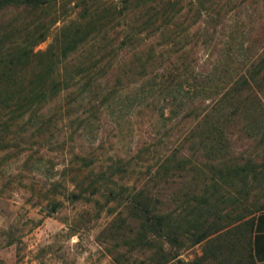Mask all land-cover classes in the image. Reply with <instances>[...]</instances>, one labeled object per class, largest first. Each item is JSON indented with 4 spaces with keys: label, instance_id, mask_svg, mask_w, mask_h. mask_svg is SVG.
Returning <instances> with one entry per match:
<instances>
[{
    "label": "trees",
    "instance_id": "16d2710c",
    "mask_svg": "<svg viewBox=\"0 0 264 264\" xmlns=\"http://www.w3.org/2000/svg\"><path fill=\"white\" fill-rule=\"evenodd\" d=\"M131 1L110 0L104 6L99 0H0V14L24 10L45 11L47 15V19L26 24L11 18L7 22L0 15L2 126L8 130L35 117L40 124L48 105L61 98L66 111H84L85 116L76 117L75 131L80 134L101 128L100 122H94L98 119L95 114L101 113L104 122L118 126L120 136L129 116L146 101L159 104L156 118L160 122L171 121L178 114L181 118L192 115L195 120L181 143L156 155L138 178L142 181L138 187L122 186L124 190L115 192L105 186L111 175L124 174L121 156L109 158L104 169L98 166L94 172L96 160L74 153L93 178L87 191L81 186L86 176L68 180L73 186L68 196L78 200L84 198V191L87 196L98 194L104 182L105 202L122 203V209L101 231L103 247L116 264H256L251 254L253 212H239L229 222L231 226L220 231L215 221L204 219L203 211L217 178L229 179L234 191L263 182L261 164L228 152L232 131L254 141L264 139V38L258 44L241 38L236 14H228V19L219 11L221 5L214 10L222 0L205 12L202 4L207 0H187L185 14L183 0H136L142 3L135 10ZM57 2L60 8L55 10ZM71 2L70 10L77 11L74 18H67L64 5ZM191 6L197 19L204 13L206 22L222 24L219 51L206 56L203 70L181 59L184 48H179L181 52L174 48L186 33L180 18L192 11ZM109 14L120 19L118 32H114V37L121 35L117 44H113L115 38L104 43V37L98 38L97 23ZM51 28L54 31L47 45L36 49ZM151 28L157 31L152 32L153 37L163 41L161 47L149 42L130 53L138 59L144 56L150 67L142 65L133 80H121L126 70L114 80L102 77L108 64L117 58L126 61L119 56L122 45L131 46L141 31ZM104 51L109 56L102 61L100 53ZM163 52H167L166 62ZM71 55H77L75 61L70 62ZM257 207L256 213L263 211L264 201ZM194 246H199V252L190 259L180 256L182 250Z\"/></svg>",
    "mask_w": 264,
    "mask_h": 264
},
{
    "label": "rangeland",
    "instance_id": "374dc122",
    "mask_svg": "<svg viewBox=\"0 0 264 264\" xmlns=\"http://www.w3.org/2000/svg\"><path fill=\"white\" fill-rule=\"evenodd\" d=\"M217 1L207 0L202 4L204 12L210 10ZM99 2L105 6L110 0ZM131 2L134 10L137 4L142 3L136 0ZM188 5L187 0L182 1V14H185ZM220 5L219 11L225 13L223 16L226 18L229 19L228 14H236L241 23V38H250L255 44L262 41L264 0H222L214 10ZM71 6L72 2L64 5L69 16L67 18H74L77 11L70 10ZM59 8L60 3L57 2L55 10ZM1 14L7 22L11 20L23 24L47 19L45 11L13 10ZM203 14L197 19L192 10L186 17L180 18L186 33L181 37L180 46H174L175 51L184 48L185 53L181 59L192 61L198 70L207 67V55L218 53L223 36L222 24L212 20L206 22L207 15ZM119 20L109 14L97 23L100 31L98 38L104 37L103 43L109 37L115 38L113 44L121 40L120 34L114 37V32H118ZM53 31L51 28L50 34L35 48L43 49ZM152 32L157 31L154 28L143 30L131 46L122 45L123 50L118 52L126 61L122 63L117 58L116 62L108 64L103 70L102 77L108 76L114 80L126 70V75H123L126 77L120 76L121 80H133L143 66L149 68L143 61L144 56L138 59V56L130 53L133 48L138 47L140 50L149 42L159 49L163 41L159 37L156 40ZM253 49H256V45ZM163 54V61L166 62L167 52ZM100 55L103 61L109 53L106 55L104 51ZM76 56L71 55L70 62L75 61ZM64 102V98L51 102L45 112L46 118L40 124L36 123V117L34 120L28 118L4 130L0 120V264H116L103 247L101 231L116 212L122 209V203L117 205L116 201L105 202L106 195H102L104 182H101L103 187L100 193L86 195L89 190L86 185L92 180L93 174L83 167L74 153L96 160L94 172L99 170L98 166L104 169L110 163L109 158L115 160L121 156L124 174L111 175L105 186L115 192L124 190L122 186L129 189L132 185L138 187L142 183L138 178L145 167L154 161L157 154L179 145L195 120L192 115L181 118L182 115L178 114L171 121L160 122L156 118L159 104L146 101L124 123L122 135L118 136V126L113 127L109 122H104L101 113L95 114L98 119L94 121L100 122L101 128L93 129L90 134H80L75 131L79 120L76 117L81 118L85 113L82 109L79 112L66 111ZM243 136L239 132H231L228 154L237 158L249 156L264 169V139L260 142ZM81 176H86L81 183L82 187H86L84 198L73 200L68 196L73 188L68 180L79 179ZM262 180L248 190L238 188L234 191L229 185V179L217 178V184L211 183L214 190L208 192L209 203L203 211L204 219L209 223L215 221L222 228L220 231H223L231 226L229 222L239 212L251 211L254 216L258 204L264 201ZM110 208L112 211L108 213ZM195 252H199V246L182 250L180 256L190 259ZM243 264L250 263L244 261Z\"/></svg>",
    "mask_w": 264,
    "mask_h": 264
},
{
    "label": "crops",
    "instance_id": "0c3cea01",
    "mask_svg": "<svg viewBox=\"0 0 264 264\" xmlns=\"http://www.w3.org/2000/svg\"><path fill=\"white\" fill-rule=\"evenodd\" d=\"M251 254L256 263H264V210L254 215L251 233Z\"/></svg>",
    "mask_w": 264,
    "mask_h": 264
}]
</instances>
